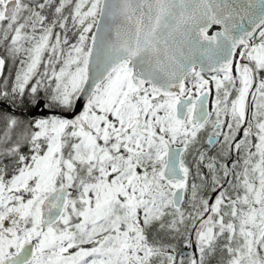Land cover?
<instances>
[{
  "label": "snow or ice",
  "instance_id": "6c2138e0",
  "mask_svg": "<svg viewBox=\"0 0 264 264\" xmlns=\"http://www.w3.org/2000/svg\"><path fill=\"white\" fill-rule=\"evenodd\" d=\"M0 264H264V0H0Z\"/></svg>",
  "mask_w": 264,
  "mask_h": 264
},
{
  "label": "water",
  "instance_id": "95a60500",
  "mask_svg": "<svg viewBox=\"0 0 264 264\" xmlns=\"http://www.w3.org/2000/svg\"><path fill=\"white\" fill-rule=\"evenodd\" d=\"M215 27L217 28V30H219V28H220V26H214V28H215Z\"/></svg>",
  "mask_w": 264,
  "mask_h": 264
},
{
  "label": "flooded vegetation",
  "instance_id": "af4514ba",
  "mask_svg": "<svg viewBox=\"0 0 264 264\" xmlns=\"http://www.w3.org/2000/svg\"><path fill=\"white\" fill-rule=\"evenodd\" d=\"M214 30H217V28L215 27V28L213 29V31H214Z\"/></svg>",
  "mask_w": 264,
  "mask_h": 264
}]
</instances>
